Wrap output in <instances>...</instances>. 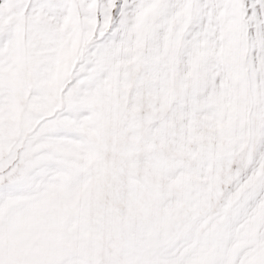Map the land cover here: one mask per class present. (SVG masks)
<instances>
[{
    "label": "snow or ice",
    "instance_id": "snow-or-ice-1",
    "mask_svg": "<svg viewBox=\"0 0 264 264\" xmlns=\"http://www.w3.org/2000/svg\"><path fill=\"white\" fill-rule=\"evenodd\" d=\"M0 264H264V0H0Z\"/></svg>",
    "mask_w": 264,
    "mask_h": 264
}]
</instances>
